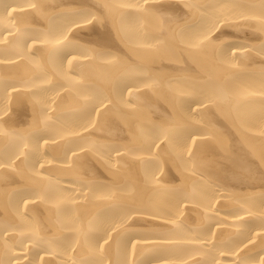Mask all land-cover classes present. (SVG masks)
I'll return each instance as SVG.
<instances>
[{"label":"bare ground","instance_id":"obj_1","mask_svg":"<svg viewBox=\"0 0 264 264\" xmlns=\"http://www.w3.org/2000/svg\"><path fill=\"white\" fill-rule=\"evenodd\" d=\"M0 264H264V0H0Z\"/></svg>","mask_w":264,"mask_h":264}]
</instances>
